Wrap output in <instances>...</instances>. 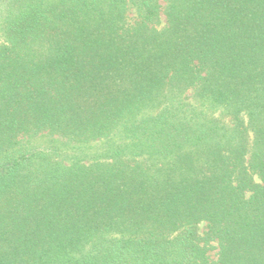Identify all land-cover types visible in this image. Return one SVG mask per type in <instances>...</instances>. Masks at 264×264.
<instances>
[{
	"label": "trees",
	"instance_id": "1",
	"mask_svg": "<svg viewBox=\"0 0 264 264\" xmlns=\"http://www.w3.org/2000/svg\"><path fill=\"white\" fill-rule=\"evenodd\" d=\"M0 264H264V0H0Z\"/></svg>",
	"mask_w": 264,
	"mask_h": 264
},
{
	"label": "rangeland",
	"instance_id": "2",
	"mask_svg": "<svg viewBox=\"0 0 264 264\" xmlns=\"http://www.w3.org/2000/svg\"><path fill=\"white\" fill-rule=\"evenodd\" d=\"M205 109L209 113H212L214 116H221L222 115V113H220L219 111H214V110L208 109V108H205ZM41 141H43L44 143H47L48 141H50V138L44 137L43 139H41ZM76 154H77L76 151L71 150V149H68V151H66V155L69 156V157H74ZM85 154H87V153H85ZM205 227H206L205 224H202L200 231L203 232L206 229ZM216 253H217V250H215V249L212 250V251H210V257H211V259L214 260L216 258Z\"/></svg>",
	"mask_w": 264,
	"mask_h": 264
}]
</instances>
